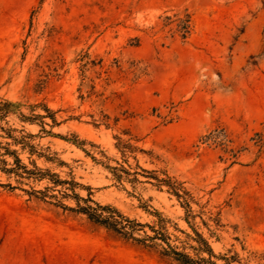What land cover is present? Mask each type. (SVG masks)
<instances>
[{"label":"rangeland","instance_id":"rangeland-1","mask_svg":"<svg viewBox=\"0 0 264 264\" xmlns=\"http://www.w3.org/2000/svg\"><path fill=\"white\" fill-rule=\"evenodd\" d=\"M5 100L0 264H264V0H0Z\"/></svg>","mask_w":264,"mask_h":264},{"label":"trees","instance_id":"trees-1","mask_svg":"<svg viewBox=\"0 0 264 264\" xmlns=\"http://www.w3.org/2000/svg\"><path fill=\"white\" fill-rule=\"evenodd\" d=\"M189 18H186L184 21L185 24V28L184 29H188L189 27ZM20 106L17 103L11 102V101H1L0 102V120H3L6 116H8V114L13 113L16 111L17 107ZM22 115V114H21ZM21 117H23V119H29L30 118L28 116H24L22 115ZM1 130H5L6 134L8 137H10L14 143H21L22 146L26 145V142L24 140L23 137L20 138H16L14 136H12L11 131L7 130V129H3L2 126H0ZM119 147L122 151L123 154H125L127 151H134L136 150V146L132 145L131 143H125L123 141H121L119 139ZM9 151V150H7ZM10 153V152H9ZM11 153H15V150H12ZM6 161L2 158H0V163H5ZM14 163H16L17 165L15 167H11L6 169L7 172H16L17 169L21 168L23 169L21 172H16L18 173L20 176L22 175L21 173H27V174H34L35 172L33 170H29L26 168L25 165H20V159L18 157H15L14 159ZM118 170H120L121 172H125L127 174H130V172H128L124 167L120 166V168H116ZM120 177V176H119ZM155 179L158 181V184H162V183H166V185H168L169 187H172V184L169 180L166 179H159L155 176ZM133 181H138L137 178H133ZM174 194L177 197H181V195L174 190ZM79 200H83L84 202H93L92 199L90 198H82V197H78L77 198V210L79 212H82L84 214L87 215V217L98 223L101 224L119 234H121L122 236L126 237V238H131L134 240H138V238H135L133 236V233L135 231H137L138 226L142 227L143 224L137 222L134 219H130L128 217H126L125 215H123L121 212H119V210H117L115 207L110 206V205H101L98 203L94 202V205L91 204H85V205H79ZM151 229H153L152 226H150ZM148 238H155L156 236H148ZM165 243L167 244V246L169 247V251H167L165 254H168L170 256H172L174 259L178 260L179 262H181L182 264H217L214 261L211 260H207L204 258H198L195 259L193 257H191L189 254H187L186 252H182V251H178L176 250L174 247H172L168 241H167V237H163L162 238ZM203 240V239H202ZM204 243L207 245V243L205 242V240H203ZM208 251L210 256L212 255V251L210 249V247L208 246ZM208 262V263H207Z\"/></svg>","mask_w":264,"mask_h":264}]
</instances>
